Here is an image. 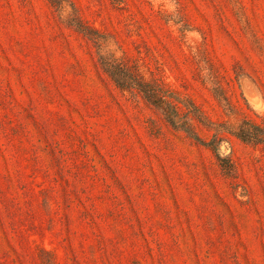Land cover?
<instances>
[{"label": "rangeland", "instance_id": "374dc122", "mask_svg": "<svg viewBox=\"0 0 264 264\" xmlns=\"http://www.w3.org/2000/svg\"><path fill=\"white\" fill-rule=\"evenodd\" d=\"M63 7L0 0V264H264V145L197 143L99 62L264 127V0Z\"/></svg>", "mask_w": 264, "mask_h": 264}, {"label": "trees", "instance_id": "16d2710c", "mask_svg": "<svg viewBox=\"0 0 264 264\" xmlns=\"http://www.w3.org/2000/svg\"><path fill=\"white\" fill-rule=\"evenodd\" d=\"M48 1L57 8H64V0ZM69 23L95 42L99 49L103 50L108 47L106 36L88 27L78 16L74 15ZM99 62L104 72L117 88L123 91L140 93L150 104L162 112L173 128L185 131L197 143L208 146L217 152V148L222 142V138L217 135L230 133L243 143L264 145V127L261 125L249 120H243L235 130H231L226 124H215L207 120L201 109L192 100L182 98L178 93L166 89L162 85L145 81L114 55L110 53L102 55L99 58ZM224 102L228 103L226 99H224ZM228 106L227 104L226 108ZM193 121L213 128L216 131V136L209 143L205 142L194 131ZM217 157L225 166L226 160H221L219 155Z\"/></svg>", "mask_w": 264, "mask_h": 264}]
</instances>
